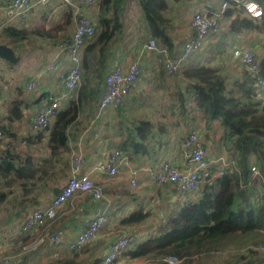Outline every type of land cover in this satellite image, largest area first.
Returning a JSON list of instances; mask_svg holds the SVG:
<instances>
[{"label":"trees","instance_id":"obj_1","mask_svg":"<svg viewBox=\"0 0 264 264\" xmlns=\"http://www.w3.org/2000/svg\"><path fill=\"white\" fill-rule=\"evenodd\" d=\"M133 1L146 24L147 35L164 44L171 55L177 53L174 44L179 40L175 39L174 19L169 11L172 4L180 3L178 8L181 9L187 4L201 2L212 6L209 9L213 10L224 1L231 3V0ZM254 1L263 9L260 18L234 8L227 10L226 15H235L230 24L232 32L254 33L264 39V0ZM129 3L130 0H101L96 13L88 12L96 16V33L86 41L82 51L81 83L76 96L59 108L48 135L20 136L13 130V124L25 120L24 108L28 102L20 87L13 88L16 96L6 103L9 114L0 122V130L7 140L0 147V206L5 205L9 197L7 205L11 204L14 195L17 197L15 206L21 211L28 212L39 206L38 191L43 189L42 185L57 181L70 165V143L82 131H88V126L97 124L93 119L105 76L127 35L125 11ZM74 19V10L70 7L59 22L43 30L5 26L0 30V43L11 47L19 56V62L25 54L39 50L46 53L42 42L53 48L67 43L70 40L67 32L73 28ZM259 57L260 73L264 77V53ZM161 60L156 88H162L166 78L169 80L163 58ZM235 69L239 72H232ZM159 82L163 84L159 86ZM171 82L175 87L171 90L174 91L172 106L178 104L179 107L176 117L199 119L211 129L216 127L214 130L221 133L219 141L226 158L236 162L237 169L219 175V165L212 166L207 175L199 177L198 198L174 211L162 221L161 230L121 256L132 260L131 264H264V183L261 187L263 202L254 204L251 198L257 193L259 182L249 179L253 163L264 177V99L257 97L252 80L242 68L227 69L222 63L185 69ZM197 112L200 117L196 116ZM154 124L158 125L148 120H141L135 126L129 124L117 145L134 155L147 154L149 145L144 138ZM21 142L25 146H21ZM150 216V210L144 207L132 211L114 230L143 226ZM125 232L131 233L124 231L116 236ZM106 244L93 241L82 251L72 252L49 264H103L100 255ZM170 258L175 259L173 263ZM120 259L113 264H121Z\"/></svg>","mask_w":264,"mask_h":264},{"label":"built area","instance_id":"obj_2","mask_svg":"<svg viewBox=\"0 0 264 264\" xmlns=\"http://www.w3.org/2000/svg\"><path fill=\"white\" fill-rule=\"evenodd\" d=\"M51 1L39 0L33 3L32 0H8L4 2L1 11L10 16H8V20L0 24V30L10 25L20 27L28 25L27 23L32 19L34 7L45 10ZM62 1L68 8H73L75 14L71 39L66 41L67 43L62 42L54 48L52 47L49 50L50 54L42 73L25 84L26 90L31 92L36 81L40 80L42 75L50 74L56 77L60 86V89L50 91L45 98V103L31 114L29 129H31L30 134L32 135L40 133L44 136L48 135L59 108L76 96L77 88L82 79V51L86 41L96 33V16H91L90 13L86 12L85 7L89 6L91 12L96 13L101 0H81L82 4L80 5L71 0ZM196 3L189 9L192 12L187 26L191 33L184 39L180 50L176 54L171 55L164 44L158 43L151 37L143 44L141 53L149 51L163 58L164 68L170 81L185 69L196 66L215 63H222L227 69L237 66L248 74V78L252 80L251 85L254 92L257 97L263 100L264 77L260 73V52L245 42L247 33L232 32L230 24L235 15L230 17L226 15L227 10L234 8L244 9L251 17L260 18L263 15V9L259 2L254 0H231V3L224 1L214 7L213 10L209 9L212 6ZM145 30H147L146 24ZM120 55L122 57L121 51L116 50L109 65V71L104 80L103 92L97 105V113L93 119L94 122L98 121L99 116L105 109H119L131 96L139 79L141 73L140 57L125 66ZM8 80L12 82L14 75L9 73ZM5 141H7L5 134L0 130V147ZM179 144V148L188 157L189 164L187 166L178 168L170 160H161L153 165L143 167L142 170L148 175L152 183L171 186L176 192L180 206L190 202L187 201V196L198 191L199 177L207 175V171L212 166L219 165V175L237 169L236 162L228 160L225 152L220 151L215 157L210 158L209 152L202 143L199 125H192L187 134L180 138ZM114 146L97 165L98 172L103 176L112 178L122 175L130 167L128 154L125 150H121L117 144ZM73 160L71 174L67 177L60 191L51 198L47 206L39 205L29 211L19 227V232L23 234L43 230L55 220L68 200L75 195L90 196L93 202H99L100 205L93 208L86 226L72 239L66 241L57 230L40 236L41 241L56 246H65L70 253L82 251L87 244L95 241L108 223L109 216L113 212L120 214L123 205L120 201L109 199L106 195L105 186L93 179L90 172L80 170L79 157L75 156ZM139 172L141 171L133 170L130 173L129 184L132 188L138 186L137 176ZM249 179L252 182H259L257 193L251 198V202L254 204L262 203L263 191L261 187L264 183V177L254 163L250 168ZM15 231L16 229L12 227L6 233L5 240L8 244L11 243ZM137 240L141 241L143 237L127 232L112 240L100 255L103 264H113L127 249L136 246L135 244H140ZM262 250L264 251L263 248ZM10 257H1L0 264H16L11 261ZM174 260L170 258L171 262H174Z\"/></svg>","mask_w":264,"mask_h":264},{"label":"crops","instance_id":"obj_3","mask_svg":"<svg viewBox=\"0 0 264 264\" xmlns=\"http://www.w3.org/2000/svg\"><path fill=\"white\" fill-rule=\"evenodd\" d=\"M6 1L8 0H0V24L8 20V16H10L1 11V7ZM32 1L36 3L39 0ZM71 1L79 5L82 4L81 0ZM85 8L88 9L87 12H90L91 9L89 6ZM67 9L68 6L62 0H52L45 10L40 7H34L32 19L24 27H32L40 30L49 28L53 23L59 22L62 19ZM178 10L179 12H185L183 8H176L174 13L178 12ZM182 14L185 15L182 20H186V26L184 27L188 31V35L180 36L181 33L179 32V40L174 44L175 52L180 50L181 43L191 33L187 26L190 14L187 11ZM72 30L73 28L67 32L70 34V39L73 34ZM141 33L138 34V37L135 36L136 34H129V36L127 34L126 37L128 36L129 38L125 37L123 43L121 42L117 49L122 53V57L121 55L120 57L125 66H128L133 60L140 57L141 73L131 96L128 97L120 110L105 109L99 116L95 126H88V131H82L76 140L71 142L72 151L68 155L72 159L75 156L80 158V170L90 172L93 179L103 184L109 199L123 203L120 214L113 212L109 216L107 221L108 225L106 224L107 228L95 239L96 242L103 241L109 244L118 237L116 235H120L124 231L149 238L159 231L163 220L181 208L173 188L168 185L152 183L142 168L158 163L161 160H170L178 168L187 166L189 164L188 157L179 148V143L180 138L187 134L189 127L192 125L200 126L202 143L209 152L210 158L215 157L220 151L224 152V148L219 141L221 133L218 130H214L216 127L213 129L209 128L203 123L204 121L202 119V121L199 119L197 121L186 117L184 118L182 115L179 118L176 117L179 107L178 104H175L174 107L172 106L174 100L172 93L174 91L171 90L175 89L174 84L166 78L163 87L156 88L158 86L156 74L162 63L161 57L149 51L141 53L143 44L149 38L147 35L148 31L145 29ZM251 35L248 34L245 37V42L252 47L255 41L250 37L256 35ZM184 36L186 37L182 40ZM258 38L262 41L259 46H262L264 39L262 37ZM42 43L48 50L52 48L50 44ZM253 47L256 48L257 46ZM255 50L261 51L262 48ZM43 53H35L32 56L25 55L19 62L13 65L3 59L4 62L0 63V122L5 121L9 114L6 103L16 96L13 88L20 87L28 101L24 108L25 120L13 124V130L19 132L20 136L32 132L29 129V119L31 114L36 112L45 103L47 94L50 91L60 89L59 83L54 75L44 74L40 77V80L36 81L35 87L31 92L26 90V82L34 80L38 74H41L47 63L50 53L49 51L46 53L43 51ZM235 67L237 68V66ZM9 73L11 75L13 73L14 75L12 82L8 80ZM162 84L163 82H159V86ZM145 99L148 100L144 101ZM196 116L200 117L199 112H197ZM141 120L158 123V125L154 124L151 126L150 132L144 138V141L149 145V152L145 155L141 154L140 156L132 154L131 151H125L128 154L130 167L122 175H118L117 177L103 176L97 170L98 163L101 162L103 157L109 154L115 147L114 145L121 142L122 134L126 132L125 127L130 126L129 124H134V126L138 125V122H141ZM21 143L20 145L23 146L24 143ZM38 153L42 156L45 155L44 152ZM71 168L72 162H70V165H68L61 178L57 181H47L45 185H42L43 189L38 191L40 206H47L51 198L60 191L70 174ZM133 170L141 171L137 176V188H132L131 184H129L130 173ZM125 192L128 194H124ZM198 197L199 192L196 191L188 195L186 199L189 202ZM16 200L17 197L14 195V201L11 204L0 206V258L11 256V261L16 264H49L52 260L68 257L70 251L65 246H56L49 242L41 241L40 236L57 230L66 241L72 239L74 235L86 226V222L89 220L93 208L100 205L99 202H93L88 195H75L67 201L66 206L60 210L55 220L49 223L45 229L23 234L19 232L20 224L26 214L33 208L29 209L28 212L21 211L15 206ZM143 207L149 209L151 212L147 223L143 226L114 230L119 226L120 220L124 219L126 215ZM12 227L16 231L11 238V243L8 244L5 240L6 233ZM118 232L119 234H116Z\"/></svg>","mask_w":264,"mask_h":264},{"label":"rangeland","instance_id":"obj_4","mask_svg":"<svg viewBox=\"0 0 264 264\" xmlns=\"http://www.w3.org/2000/svg\"><path fill=\"white\" fill-rule=\"evenodd\" d=\"M198 3H201V2H198ZM195 4H197V3L187 4V5H185V6L182 7L183 8V11H185V12H176V13H174V12H175L176 8H178L180 6V3L179 4H176V5L175 4L174 5L173 4L171 5V9L169 11H170V15L174 19V35H175V39L179 38V32L181 33L180 36L181 35H186L188 33V31L185 30L186 28L184 27V26H186V24H185V21L186 20H182V18L185 15L182 14V13H186V11H187L190 14L192 11H189V9L192 8V6L195 5ZM125 12H127L125 14V22L127 24V27H126L127 33L126 34H128V36H129V34L130 35L131 34H133V35L136 34L135 36L138 37V34H142L141 31H143L145 29V23H144V21L142 19V15L140 14L139 10L137 9V7L135 5V1L130 0L129 6H128V8H127V10ZM253 34L251 36H253ZM128 36L126 38H129ZM186 36H184L182 38V40ZM250 38L254 39V41H255L254 44H253V46H257L256 48H254L253 46L252 47L254 49H257V50H259V49L262 48V50L261 51H258V52H260V54H263L264 53V48L262 46L264 45V43H263L262 46H259L261 44V42H262L260 40V38H258V36H253V37H250ZM48 51L49 50L47 49L46 52H48ZM35 53H37V54H44L43 51H41V50L36 51ZM25 55H27V54H25ZM28 55L32 56L33 53H30ZM3 62L4 61L2 59H0V63H3ZM10 64L13 65L15 63H10ZM237 69H238V67H237ZM235 71H236V69L233 70L232 72H235ZM236 72H239V71H236ZM147 100L148 99H145L144 101H147ZM189 128H188V130H189ZM71 155H72V153H71ZM70 161L73 162L74 160L72 158H70ZM10 200H11V197H9L8 201L5 204L7 205V203ZM107 225H105V227L102 229V231H104L105 228H107ZM160 230H161V228H160ZM145 239H146V237H143V240H141V241L140 240H137V241L140 242V243H142ZM135 245H138V244H135ZM120 260H121V264H131L132 263V260H129V258H124L122 256H121V259Z\"/></svg>","mask_w":264,"mask_h":264},{"label":"water","instance_id":"obj_5","mask_svg":"<svg viewBox=\"0 0 264 264\" xmlns=\"http://www.w3.org/2000/svg\"><path fill=\"white\" fill-rule=\"evenodd\" d=\"M0 58L10 63H16L19 56L8 45L0 43Z\"/></svg>","mask_w":264,"mask_h":264}]
</instances>
